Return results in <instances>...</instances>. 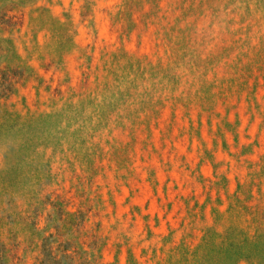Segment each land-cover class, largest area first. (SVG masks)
Segmentation results:
<instances>
[{
  "label": "rangeland",
  "instance_id": "374dc122",
  "mask_svg": "<svg viewBox=\"0 0 264 264\" xmlns=\"http://www.w3.org/2000/svg\"><path fill=\"white\" fill-rule=\"evenodd\" d=\"M0 264H264V0H0Z\"/></svg>",
  "mask_w": 264,
  "mask_h": 264
}]
</instances>
